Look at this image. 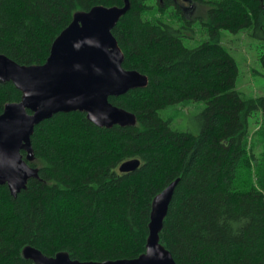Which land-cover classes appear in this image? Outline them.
<instances>
[{
    "label": "trees",
    "instance_id": "16d2710c",
    "mask_svg": "<svg viewBox=\"0 0 264 264\" xmlns=\"http://www.w3.org/2000/svg\"><path fill=\"white\" fill-rule=\"evenodd\" d=\"M129 1L112 34L123 67L149 83L109 101L137 125L100 128L72 112L35 127L29 165L39 178L17 197L0 186V264H35L26 247L80 262L136 259L154 198L176 180L160 242L177 264H264V158L258 169L249 144L257 111L264 133V96L238 90L239 66L223 44L224 32H245L264 48V0ZM191 5L204 14L188 15ZM98 6L124 0H0V55L43 65L75 14ZM260 65L264 76V52ZM21 100L13 83L0 82V115ZM192 103H205L197 134L164 114ZM134 159L140 167L121 173Z\"/></svg>",
    "mask_w": 264,
    "mask_h": 264
},
{
    "label": "water",
    "instance_id": "95a60500",
    "mask_svg": "<svg viewBox=\"0 0 264 264\" xmlns=\"http://www.w3.org/2000/svg\"><path fill=\"white\" fill-rule=\"evenodd\" d=\"M130 7L124 0L123 7L98 6L76 13L43 65L23 66L0 55V82H11L22 93L21 102L7 104L0 115V186L7 185L13 197L39 178V169L29 165L35 161L32 137L35 127L55 114L82 112L91 123L107 129L137 125L135 114L109 101L149 83L146 75L123 67L125 56L112 34ZM140 165L137 159L124 162L120 172H135ZM178 182L154 198L146 252L136 259L80 262L68 253L48 257L33 247L24 249V258L35 264H177L161 244L160 233Z\"/></svg>",
    "mask_w": 264,
    "mask_h": 264
},
{
    "label": "rangeland",
    "instance_id": "374dc122",
    "mask_svg": "<svg viewBox=\"0 0 264 264\" xmlns=\"http://www.w3.org/2000/svg\"><path fill=\"white\" fill-rule=\"evenodd\" d=\"M204 12L205 9L199 8L198 10H194L195 15H201ZM223 40V44L231 51L239 66L238 90L248 98L264 96V76L262 75L263 70L260 65V56L264 52L263 43L250 36L247 37L245 32L241 34L224 32ZM204 107L205 103H192L183 108H171L165 111L164 114L174 118V128L197 134L201 128L199 116ZM262 121L261 111L255 112L250 119L251 135L249 144L255 161H258V169L262 167L260 164L264 158V133L261 131ZM257 163L253 164L252 177L254 179L257 178Z\"/></svg>",
    "mask_w": 264,
    "mask_h": 264
},
{
    "label": "flooded vegetation",
    "instance_id": "af4514ba",
    "mask_svg": "<svg viewBox=\"0 0 264 264\" xmlns=\"http://www.w3.org/2000/svg\"><path fill=\"white\" fill-rule=\"evenodd\" d=\"M177 2H180L181 0H176ZM184 1V6L188 3L189 0H183ZM197 9V6L195 5H191L190 7H185L184 10L186 11V13L189 15V14H194V10ZM197 13V12H196Z\"/></svg>",
    "mask_w": 264,
    "mask_h": 264
}]
</instances>
